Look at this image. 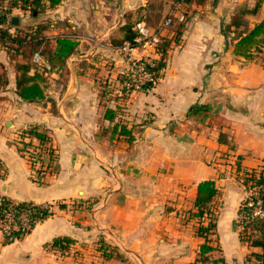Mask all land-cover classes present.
Here are the masks:
<instances>
[{"label":"crops","instance_id":"0c3cea01","mask_svg":"<svg viewBox=\"0 0 264 264\" xmlns=\"http://www.w3.org/2000/svg\"><path fill=\"white\" fill-rule=\"evenodd\" d=\"M175 2L185 22L175 21L165 34L162 76L125 94V63L116 49L125 16L154 28ZM255 3L60 0L49 6L44 0L38 14L12 12L18 17L12 26L40 29L42 43L33 53L64 36L77 47L59 70L45 74L31 63L33 53L0 44V195L50 204L52 211L23 239L3 244L0 233V264H189L203 239L192 221L179 224L178 212L192 207L205 179L215 181L220 200L211 258L250 264L245 255L257 248L239 237L243 191L232 167L238 156L246 168L264 158V47L251 59L235 55V26L229 34L225 26L237 8ZM246 14L247 29L264 20V0ZM20 64L38 75L42 100L17 95ZM192 106L201 108L189 113ZM107 107L116 112L113 121L104 116ZM115 122L131 130V142L112 130ZM32 126L49 134L57 154L41 182L32 179L18 142L20 131ZM59 236L74 239L68 253L50 246ZM99 240L118 247L120 258L104 257L95 247Z\"/></svg>","mask_w":264,"mask_h":264},{"label":"trees","instance_id":"16d2710c","mask_svg":"<svg viewBox=\"0 0 264 264\" xmlns=\"http://www.w3.org/2000/svg\"><path fill=\"white\" fill-rule=\"evenodd\" d=\"M49 6H54L60 0H47ZM261 0H256L252 11L256 10L260 5ZM13 4V3H12ZM44 0H22L19 4V9L23 13L32 16L34 13L38 14L43 9ZM14 5V4H13ZM134 20L131 15L125 16V21L120 28L124 31V37L120 44L131 41L135 35L133 26ZM239 20H233L230 24L225 26V32L233 31L232 26H235L234 31L236 35L233 43V53L245 59H251L255 53L261 51L264 47V20L255 23L250 29L239 30ZM14 28L16 30H11ZM238 29V30H236ZM40 29L23 28L18 29L12 26L10 20L8 21L4 14H0V44L5 47L7 51H29L30 55L36 49L42 40H40ZM41 52L45 53L46 60L50 63L53 69L59 70L64 64L69 55H71L76 47L77 42L69 37H58L55 39L54 48H47L48 43L45 42ZM161 53L158 59L153 61V66L149 70L153 71L156 78L162 76V71L167 63V49L168 41L164 39L161 42ZM18 74L15 79V90L17 95L25 101H40L44 97V90L40 82H38V75H28V65L20 64L17 67ZM121 76V75H120ZM121 78V83L124 79ZM2 83V76L0 74V84ZM155 84L147 83L143 89L150 88ZM201 106H192L189 108V113L198 111ZM115 110L107 107L104 116L109 121L114 120ZM112 130L119 136H124L129 142L134 139L131 130L127 129L123 124L115 122ZM27 139V140H25ZM18 142L22 148L33 147L37 149L40 154L45 153L48 157L46 164L47 169L51 171L54 168V163L57 159L55 149L51 145V138L49 134L37 126L29 127L20 131ZM234 174L239 184L244 188V193L250 192V197L245 194L240 201L238 208V224L240 226L239 237L241 241L247 243L251 247H256L257 250H251L245 255V262L250 264H264V213L262 216L250 217L251 207L248 206L249 200H254V203L259 200L260 206L264 211V158L259 165L251 168H246L241 165L240 157L238 156L234 162ZM42 181V180H41ZM40 181V182H41ZM5 204L13 208L28 212L29 227L26 231H15L9 234H3L2 243L8 244L15 240L23 239L31 232L35 224L43 221L52 214L50 204L34 203L29 201L14 202L5 198ZM220 205L219 189L214 180L205 179L197 183L196 195L193 200L192 207L178 212L180 221L185 223L192 221L194 224L195 234L203 240L199 245V250L194 261L190 264H222L223 258H211L210 253L218 249L217 246L211 244L212 235L216 227V211ZM248 216L245 220L242 216ZM75 243L74 239L69 236H59L53 239L51 243L52 248L60 251V254L68 253L70 248ZM98 250L106 258H111L113 252L109 250V244L103 240L98 241ZM113 246H111L112 248Z\"/></svg>","mask_w":264,"mask_h":264},{"label":"built area","instance_id":"2783aa9c","mask_svg":"<svg viewBox=\"0 0 264 264\" xmlns=\"http://www.w3.org/2000/svg\"><path fill=\"white\" fill-rule=\"evenodd\" d=\"M22 0H0V14L9 21L14 10L19 9ZM14 5H13V4ZM180 24L185 22V15L180 10L177 2L173 3L167 14L160 20L156 27L150 28L143 19H137L134 22L135 35L131 41H126L116 49L124 59L125 67L120 73L124 79L122 83L123 92L131 95L143 90L145 84H156L158 78L149 67L153 66V61L158 59L161 53V42L165 34L172 27L174 22ZM77 37V36H75ZM33 66L45 74L53 71L50 63L46 60L41 50L35 51L31 56ZM27 140V139H26ZM22 154L28 160L31 166V177L35 182H40L47 171V154H40L33 147L22 148ZM250 197L251 193L246 192ZM5 197L0 195V233L9 234L15 231H26L29 227L28 212L13 208L5 204ZM248 206L251 207L250 217L262 216L264 211L260 206V201L249 200ZM241 218L248 220L244 215Z\"/></svg>","mask_w":264,"mask_h":264},{"label":"rangeland","instance_id":"374dc122","mask_svg":"<svg viewBox=\"0 0 264 264\" xmlns=\"http://www.w3.org/2000/svg\"><path fill=\"white\" fill-rule=\"evenodd\" d=\"M253 10V7L251 8V9H242V7H240V8H237L236 9V13H235V20H239V22L241 23L240 25H245V24H243L244 22H246L247 24L243 27V28H241V27H239V30H243V29H247V26L249 25V23H248V21H244L245 19H243V17L244 16H246L247 14L246 13H249V12H253L252 11ZM255 11V10H254ZM30 16V15H29ZM236 30H238V29H236ZM14 51L15 50H12L11 52H13L14 53ZM235 167V165H233V167L232 168H234ZM235 169V168H234ZM234 169H233V171H232V177L234 176V178H235V174H234ZM236 179V178H235ZM238 183H239V181H237ZM240 185V184H239ZM240 187H241V189H242V191H243V195H242V197L246 194V193H244L245 191H244V188L240 185ZM179 217V216H178ZM183 222H181L180 221V218H179V224H182ZM107 244H109V243H107ZM98 241H97V244L95 245V247H96V249H98ZM109 250L111 251V252H113V256H114V258H117V259H119L120 258V251L118 250V247H116V246H114V245H111V244H109ZM111 246H113L112 248H111ZM197 256V255H196ZM194 261V260H193ZM190 263H192V262H190ZM189 263V264H190Z\"/></svg>","mask_w":264,"mask_h":264},{"label":"water","instance_id":"95a60500","mask_svg":"<svg viewBox=\"0 0 264 264\" xmlns=\"http://www.w3.org/2000/svg\"><path fill=\"white\" fill-rule=\"evenodd\" d=\"M10 22H11V25H17L18 17L17 16H12Z\"/></svg>","mask_w":264,"mask_h":264}]
</instances>
